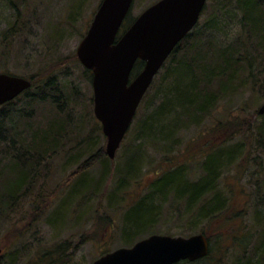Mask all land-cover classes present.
<instances>
[{
    "label": "rangeland",
    "instance_id": "374dc122",
    "mask_svg": "<svg viewBox=\"0 0 264 264\" xmlns=\"http://www.w3.org/2000/svg\"><path fill=\"white\" fill-rule=\"evenodd\" d=\"M11 1L12 3L15 1L21 10L23 5L25 6L22 13L23 31L10 46H2L1 35L15 21L16 12L12 9L9 0H0V73L7 72L31 79L33 87L38 84V80L48 79L52 84L46 89L43 102L40 100L43 93L37 92L34 88H30L27 92L29 96H36L31 99V107L25 106V96L16 100L15 108L25 109L26 114L32 110L30 117L23 115L24 117L17 119L16 131L24 132L26 124H32L31 129H36L37 126L45 128L56 114L58 117L65 116V111L71 112L72 121H76L75 127L67 128L69 138H73L71 143L73 147L68 146L72 151L58 153L48 158L47 163H51L49 173L46 171L48 169L40 166L33 193H38L40 186L43 185L48 196L38 201L35 207L28 201L24 202L11 224L0 223L1 245L7 248L10 244L16 248L14 264H37L40 253L56 245L60 246L59 244L64 242H69L70 245L67 247L65 244L62 263L57 260L54 262L55 256L52 257L55 264H92L100 256L118 248L131 247L137 241L152 234L188 237L200 233L201 229L213 238L220 234L223 237L222 245L226 247L228 243L231 244L232 236L238 234L236 232L240 228L251 230L254 227L251 218L253 214L251 208L254 207H251V200L247 195L243 194V186L250 185L254 181L243 177V171L236 169L235 165L240 162V158H236L233 165L224 168L220 173V190H227L230 197V209L225 212L222 219L209 224H198L194 229L190 228L184 221H179L175 215L166 212L171 205L178 204H175L173 195L167 194L166 202L159 203L160 198H157L154 203L155 206L158 204L162 206L159 205L164 212L161 220L157 221L146 234L133 240L129 246H125L122 237L127 235H123L121 231L124 227L122 221L124 211L146 196L159 176L174 166L184 167L190 164L186 170L196 173L202 152L217 143L221 145L231 135L236 134L237 129L238 133H244L257 120L256 112L264 99L241 88L234 96L222 100L213 112V116L220 120L237 118L236 127L230 129L220 127V130H217L208 120L202 125H191L192 128L181 131L180 145L175 151H170V154L146 145L148 152L144 156H126L129 157V162L126 163L123 154L130 144L143 143L145 148L143 139L133 142L136 134L134 128L136 119L148 112L144 110L146 101H143L144 103L141 101L115 158L109 159L110 163H106L108 169L106 175L102 177L105 178L102 181L97 179L100 176L98 162L93 163L89 173L77 176L78 178L75 179L70 178L91 154L102 149L105 153L106 138L93 113L92 75H90L92 73L88 70L89 73H85L86 69L76 56L77 46L88 30L102 0ZM158 1L133 0L127 14L128 19L134 21L145 9ZM215 3L221 4V8L225 11L221 14H226L219 28L221 31L216 33L219 42L224 44L230 41L236 32L240 15L234 10L233 0L231 2L207 0V8L199 20L200 24L206 22L210 13L218 12V9H213ZM162 71L161 74L159 71L153 80L152 84L155 82V86L162 76ZM55 125L51 124V126ZM153 128L154 126L150 129ZM5 134L7 133L4 131L3 135ZM234 138L230 141L231 144L243 140L241 134L234 135ZM4 146V143L0 144V156H6L2 153ZM73 156L75 157L72 160ZM14 158L9 161L0 159V193L6 190L16 191L21 185L24 172H28L27 169L34 168L35 165L39 168V164H34V161L26 162L29 156H14ZM241 164L245 165L246 162L241 161ZM247 164L250 165L249 161ZM115 167L120 168L123 173L128 169L127 171L132 174L122 186L119 185L118 177L114 175ZM252 169L251 167L250 171ZM48 174V178L45 177ZM72 179V185L67 188ZM94 191L97 193L82 202L84 195ZM256 200L264 212V195L262 201L258 195ZM252 202L255 204L256 201ZM239 214L240 217H237ZM101 217L107 221L110 217L111 221L106 223ZM214 241L216 242L215 239ZM216 247L215 253L224 254L225 262L228 264H234L233 261L239 257L234 246L225 250ZM203 259L197 261L198 264H206ZM185 262L184 264L190 263Z\"/></svg>",
    "mask_w": 264,
    "mask_h": 264
},
{
    "label": "trees",
    "instance_id": "16d2710c",
    "mask_svg": "<svg viewBox=\"0 0 264 264\" xmlns=\"http://www.w3.org/2000/svg\"><path fill=\"white\" fill-rule=\"evenodd\" d=\"M25 1L22 0V2ZM9 2L12 3L11 0ZM233 2L234 10L239 13L240 18L237 22V30L230 41L223 44L218 40L216 33L221 31L219 28L226 14H221L225 12L221 4L215 3L213 9H218V12L210 13L204 24L198 21L193 30L175 47L165 61L160 69L159 74L162 70L163 73L157 85L155 86V82L151 84L142 99V102L146 101L144 110L148 112L136 119L134 126L136 134L133 142L143 139L145 148L143 143L130 144L123 154L126 163L129 162V157L144 156L148 152L146 145L154 146L157 150L170 154V151H175V148L180 145L181 131L192 128L191 125H202L208 120L217 130H220V127L224 129L236 127L237 118L220 120L213 116V112L222 100L234 96L241 88L248 90L251 94H258V97L264 99V0H233ZM11 5L16 12V19L2 33V46H10L23 31L22 13L25 6L23 5L21 10L15 1ZM206 8L207 4L200 18ZM132 22L133 20L131 21L127 16L121 26L120 34H123ZM143 65L141 61L135 63L131 78L142 70ZM85 73L89 72L85 70ZM37 83L35 87L32 84L31 88L43 93L40 99L43 102L46 89L52 84L48 79L38 80ZM27 92L28 90L18 98L25 96V106L29 107L32 104L31 99L36 96H29ZM18 98L0 106V144H5L2 153L6 155L0 156V159L9 161L14 160V156H29L26 162L34 161V164H39V168L35 165L34 168L27 169L28 172H24L21 185L16 191L6 190L0 193V223L7 224H11L24 202L28 201L35 207L38 201L48 196L43 185L40 186L38 193H33L40 166L48 169L46 171L49 173L51 163H47L48 158L58 153L72 151L68 146L72 145L73 138H69L67 128L76 126V121H72V113L65 111V116L58 117L56 114L45 128L37 126L36 129H31L32 124H26L24 132H17V119L26 115L30 117L32 112L31 110L29 114H26L25 109L15 108ZM256 115L257 120L244 133H238L237 129L236 134L231 135L221 145L217 143L216 145L219 144V146L215 145L203 151L201 160L197 163L196 173L186 170L189 164L184 167L174 166L159 176L158 180L151 185L148 194L124 211L122 217L124 227L121 231L123 235H127L122 237L125 246H129L133 240L146 234L157 221L161 220L164 213L162 206L161 204L155 206L154 203L157 198H160L159 203L166 202L167 194L173 195L175 204H178L171 205L166 212L175 215L179 221H184L190 228L194 229L198 224H209L222 219L225 212L230 209V197L227 190H220V173L224 171V168L227 169L233 165L236 158H240V162L235 165L236 169L243 171V177L254 181L250 185L243 186V194L247 195L251 200V207H254V209L251 208L254 227L251 230L240 228L236 232L238 234L232 236L231 244L228 243L226 247L222 245L223 237L220 234L213 238L201 229L200 233L205 235L209 243V253L202 261L206 264H228L225 262L224 254L215 253L216 246L224 250L234 246L239 253L238 259L233 261L234 264H264V212L256 200L258 195L262 201L264 195V115H258L257 112ZM149 122L151 124H148ZM51 124L56 125L51 126ZM152 126H154L153 130L150 129ZM4 131L7 134L3 135ZM238 134H241L243 140L231 144L230 141L235 139L234 135ZM245 147L251 149L247 150ZM73 149L76 150V148ZM241 161L246 164L242 165ZM248 161L250 165L247 164ZM94 162L99 164L100 176L97 179L102 181L108 169L106 163H110L104 149L91 154L71 174L70 178L75 179L89 173ZM251 167L253 169L250 171ZM115 170L114 175L118 177L120 186L131 178L132 174L127 171L128 169H125L124 173L120 168L115 167ZM48 176L49 174L45 177L48 178ZM73 179L68 183L67 188L72 185ZM95 193L97 191L84 195L82 202ZM253 200L256 201L255 204ZM237 217H240V214ZM101 219L106 223L111 221L110 217L108 221L104 217ZM214 239L219 243H216ZM1 244L0 241V264L16 263V248L10 244L6 248ZM65 244L67 247L70 245L69 242H64L59 244L60 246L56 245L40 253L37 264H55L56 260L62 263ZM188 264H198V262Z\"/></svg>",
    "mask_w": 264,
    "mask_h": 264
},
{
    "label": "water",
    "instance_id": "95a60500",
    "mask_svg": "<svg viewBox=\"0 0 264 264\" xmlns=\"http://www.w3.org/2000/svg\"><path fill=\"white\" fill-rule=\"evenodd\" d=\"M207 0H159L145 9L121 35L133 0H102L76 49L92 73L93 113L114 159L136 111L155 76L175 47L193 30ZM137 61L142 70L131 78ZM32 86L31 80L0 73V106ZM264 115V102L257 110ZM1 253V250H0ZM209 253L205 235L152 234L131 247L106 253L92 264H178L197 262Z\"/></svg>",
    "mask_w": 264,
    "mask_h": 264
},
{
    "label": "flooded vegetation",
    "instance_id": "af4514ba",
    "mask_svg": "<svg viewBox=\"0 0 264 264\" xmlns=\"http://www.w3.org/2000/svg\"><path fill=\"white\" fill-rule=\"evenodd\" d=\"M99 123V122H98ZM100 127H101V124L99 123Z\"/></svg>",
    "mask_w": 264,
    "mask_h": 264
}]
</instances>
